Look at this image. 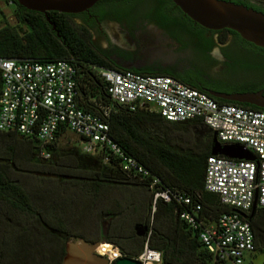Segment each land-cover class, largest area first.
<instances>
[{"label":"trees","instance_id":"obj_1","mask_svg":"<svg viewBox=\"0 0 264 264\" xmlns=\"http://www.w3.org/2000/svg\"><path fill=\"white\" fill-rule=\"evenodd\" d=\"M8 1L14 5L16 20L22 27L16 29L6 22L0 24V57L69 61L76 69L81 105L100 114V106L108 107L103 117L110 137L158 179V186L171 193H182L189 196L192 203H198V215L204 223H215L220 214L232 211L231 207L220 204L215 194L203 189L211 129L197 118L169 121L145 108L128 110L111 105L104 82L94 69L169 75L206 94L207 90L201 85L215 91H248L244 83L236 85L207 72L214 60L207 54L211 42L203 37V27L195 23L197 28L190 30L187 38L176 37L181 43L179 50L187 48L196 60L190 61L189 73L202 82L197 85L194 80L160 64L139 69L117 65L106 51L96 48L90 40L88 27L93 19L84 17L86 23H78L72 13L47 11L44 15L14 0ZM141 1L98 0L89 10L98 20L109 17L121 21L130 14L132 3ZM167 1L175 6L171 0ZM225 1L264 13V3L260 0ZM225 30L241 44L242 52L228 57L231 60L223 63L221 71L226 74L264 72V60L256 59L264 55V48L243 40L230 29ZM224 38L225 33H222L219 40ZM212 98L218 103L264 110L248 103ZM62 135L58 134L54 141L42 146L49 152V157L43 158L38 154L40 145L34 139L0 131V230H16L20 250L19 257H12L13 260L24 259L26 264H61L64 243L69 236L94 241L103 235L118 247L122 256H137L146 241L148 247L160 251L159 264H229L206 251L196 232L177 217V212L187 209L188 205L177 203L173 198L167 202L156 198L152 210V193L146 181L126 175L113 157L103 162L99 156L81 152L79 142L67 149L59 148L58 139ZM247 220L253 233L252 256L264 254V206L255 207ZM135 225L146 226L145 233L136 235ZM4 244L0 238V264H17L4 259L1 247Z\"/></svg>","mask_w":264,"mask_h":264},{"label":"built area","instance_id":"obj_2","mask_svg":"<svg viewBox=\"0 0 264 264\" xmlns=\"http://www.w3.org/2000/svg\"><path fill=\"white\" fill-rule=\"evenodd\" d=\"M94 69L104 82L111 105L128 110L145 108L169 121L200 119L219 144H237L253 155L251 160L211 154L205 158L203 189L232 211L220 214L215 223H204L198 215V203L158 186V179L110 137L103 117L108 107L100 106V114L81 105L76 69L65 59L41 62L0 57V131L34 139L43 158L49 157L44 144L54 141L58 134L72 132L79 138L81 152L99 156L103 162L113 157L126 175L146 181L152 193V210L156 198L166 202L173 198L188 205L177 212V217L196 232L206 251L220 261L242 264L243 256L253 252L254 243L250 224L239 212L248 214L253 200L255 207L264 206V111L218 103L169 75ZM93 252L104 257L107 264L122 256L110 242L99 243ZM133 258L140 264H159L161 255L145 241Z\"/></svg>","mask_w":264,"mask_h":264},{"label":"water","instance_id":"obj_3","mask_svg":"<svg viewBox=\"0 0 264 264\" xmlns=\"http://www.w3.org/2000/svg\"><path fill=\"white\" fill-rule=\"evenodd\" d=\"M18 5L45 15L47 11H57L62 13H79L87 10L98 0H14ZM171 2L190 20L208 30L230 29L236 32L243 40L253 45L264 48V13L253 10L242 4H235L225 0H171ZM48 20V18L46 17ZM50 23V22H49ZM103 34H95L93 37L101 45H106L109 41L122 45L126 38L122 30L113 24L102 25ZM175 57L171 52L161 53L162 60ZM183 57V56H182ZM184 59V58H183ZM187 61H196L194 56H185ZM223 66L212 65L208 73L215 77H223L226 81L237 82L244 80H258L262 78L260 73L230 72L228 74L221 71ZM130 71V70H126ZM132 72V71H131ZM135 73V72H133ZM208 95L224 100L239 103H248L264 109V95L262 90L242 91V92H221L207 91ZM264 111V110H263ZM210 154L222 155L232 159H254L247 150L242 149L237 144H219L212 132L210 142ZM255 210V200L250 207L249 214L239 212L248 219ZM135 234L141 236L146 231V226L135 225ZM104 231V228H103ZM102 242H110L99 235L94 241H87L80 236L71 235L64 243V253L61 264H107L104 257L93 252L94 248ZM112 243V242H110ZM111 264H140L133 257L121 256L114 259Z\"/></svg>","mask_w":264,"mask_h":264},{"label":"flooded vegetation","instance_id":"obj_4","mask_svg":"<svg viewBox=\"0 0 264 264\" xmlns=\"http://www.w3.org/2000/svg\"><path fill=\"white\" fill-rule=\"evenodd\" d=\"M175 7L171 6L167 0H143L140 3H132L130 14L121 21L109 17L98 20L95 15H92L89 8L74 13L73 19L75 22L84 24L86 23L83 21L84 17L87 20L93 19V24L88 27L90 40L96 48L106 51L115 63L122 68L133 67L139 69L152 64H160L171 69L173 73L194 80L197 85H201L202 82L199 81V78L189 73L190 61L185 60V56L190 54V51L187 48L179 50L181 43L176 39V37L182 35L187 38L190 30L197 27L184 14H180ZM105 24H113L122 30L126 38L122 45L109 41L106 45H101L94 39L93 36L96 33L103 34L102 25ZM225 29L203 30V37L211 42L207 54L214 60L213 65L215 66H223V63L229 61V59L231 60L228 57L242 52L241 44L232 33ZM222 33H225V38L220 41L219 36ZM164 52H171L175 57L162 60L159 57ZM256 59L264 60V55H259ZM259 73L262 75L261 79L255 81L244 80L239 83L248 85L245 86V90H262L264 95V72ZM232 83L238 85L237 82ZM201 86L207 91H215L205 85Z\"/></svg>","mask_w":264,"mask_h":264},{"label":"rangeland","instance_id":"obj_5","mask_svg":"<svg viewBox=\"0 0 264 264\" xmlns=\"http://www.w3.org/2000/svg\"><path fill=\"white\" fill-rule=\"evenodd\" d=\"M264 3V0H260ZM8 0H0V24L8 23L14 26L16 29L22 25L16 20L15 7L12 3H8ZM79 138L70 131H67L58 139V146L61 149H67L74 145H78ZM79 146V145H78ZM16 230L11 228H2L0 230V238L5 243L1 246L5 252L4 259L8 262H12V257L18 258V251L20 250L18 242L16 241ZM21 253V252H20ZM14 254V255H12ZM20 255V254H19ZM252 254H245L242 258V264H264V254L257 253L254 257ZM17 264H26L24 259L22 261L13 260ZM232 264V263H230Z\"/></svg>","mask_w":264,"mask_h":264}]
</instances>
